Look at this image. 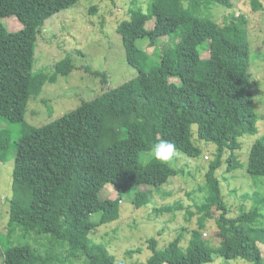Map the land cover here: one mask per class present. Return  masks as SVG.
I'll list each match as a JSON object with an SVG mask.
<instances>
[{"label":"trees","instance_id":"16d2710c","mask_svg":"<svg viewBox=\"0 0 264 264\" xmlns=\"http://www.w3.org/2000/svg\"><path fill=\"white\" fill-rule=\"evenodd\" d=\"M79 1L0 0V121L6 126L0 131V163L13 157L11 195L0 202V207L6 203L8 218L0 237V264H124L94 240L100 228L118 220L124 195L140 186H166L183 171L153 159L140 161L164 135L165 126L187 120L196 126V145L215 146L204 178L218 195L217 170L224 167L230 174L240 168V140L256 132L247 21L229 14L233 0H150L146 13L130 12L128 20L116 26L135 78L47 124L26 122L31 96L40 95L46 85L43 71L34 69V49L45 21ZM170 4L179 11L176 17ZM214 5L227 10L216 28L204 33L185 28L194 20V10ZM96 9L90 6L89 13L96 14ZM8 18L18 20L21 28L9 31L4 22ZM142 40L155 47L152 54L139 47ZM204 44L207 58L200 51ZM33 80L36 88L31 90ZM143 110L138 132H121L122 121ZM14 125L20 127L16 138ZM127 141L131 144L123 148ZM247 173L264 179V138L249 150ZM109 186L115 195L103 198ZM218 195L220 222L229 228L226 234H215L222 238L220 249L208 247L200 229H191L187 246L181 245L186 232L181 228L163 249L156 239H148L151 255L136 264H211L215 257L263 264L249 229L262 216L259 208L228 218ZM252 197L263 202L257 193ZM149 203L147 193H134L135 208ZM94 214H99L97 221L91 219ZM260 233L264 239V229Z\"/></svg>","mask_w":264,"mask_h":264},{"label":"rangeland","instance_id":"374dc122","mask_svg":"<svg viewBox=\"0 0 264 264\" xmlns=\"http://www.w3.org/2000/svg\"><path fill=\"white\" fill-rule=\"evenodd\" d=\"M149 2L150 0H81L74 7L47 19L34 49V69L43 71L41 76H45L46 85L40 95L31 96L25 121L35 127L42 126L72 111L82 102L91 101L97 95L135 78L137 72L126 63L122 39L116 32V26L122 20H128L130 12L146 13ZM93 5L97 9L96 14L91 15L89 8ZM214 6L194 10V20L185 24V28L200 33L216 28L227 10ZM170 10L174 17L179 14L174 5L170 4ZM231 13L246 17L247 36L252 50L250 92L257 116L256 132L245 135L240 140L241 147L237 155L242 166L230 174L224 172V167L217 170L218 195L217 188L206 185L204 178L209 162L215 157V146L210 144L205 147L202 143L196 145V126L187 120L181 119L178 123L166 125L164 135L159 140H170L176 145L177 156L168 164L183 171L166 186L137 187L135 192H145L150 198L147 207L135 208V192L121 198L118 220L100 228L98 238L94 240L104 244L117 263H145L151 255L147 247L148 239H156L158 249H163L181 228H186L181 245L187 246L188 232L191 229H200L205 244L220 249L222 238H217L215 234L218 231L226 234L229 228L220 222L222 211L216 206L218 195L228 218H237L254 207L259 208L262 216L249 225V229L252 230L251 239L264 264V239L260 233L264 229V179L247 173L249 150L255 141L264 138V0H233L229 11ZM4 22L9 31L21 28V23L15 18L5 19ZM161 40L166 41V38ZM150 45L152 43L146 40L139 42L141 49L152 54L155 47ZM200 49L202 57L207 58L208 45L204 44ZM173 71L176 72V68ZM32 82L31 90L36 88V81ZM144 112L141 111L132 120H123L121 132L136 134ZM5 127L0 121V131ZM19 128L18 125L12 127L14 138L18 137ZM130 144L127 141L121 146L124 148ZM149 153L140 156L143 164L151 160ZM12 167L13 157L0 163V202L11 195ZM105 191L101 193L103 198L108 193L115 195L111 186L106 187ZM254 193L263 202L258 203L252 197ZM6 208V203L0 207V237L5 235L2 231L8 219L4 213ZM154 208H163V211L154 212ZM98 218L99 214L91 216L93 221ZM15 239L17 240L16 237ZM3 243L0 239V263ZM136 249L140 252L130 255L125 253ZM211 264L248 262L215 257Z\"/></svg>","mask_w":264,"mask_h":264},{"label":"clouds","instance_id":"9594fccd","mask_svg":"<svg viewBox=\"0 0 264 264\" xmlns=\"http://www.w3.org/2000/svg\"><path fill=\"white\" fill-rule=\"evenodd\" d=\"M149 155L161 164H168L177 156L176 145L170 140L161 139L153 144Z\"/></svg>","mask_w":264,"mask_h":264}]
</instances>
